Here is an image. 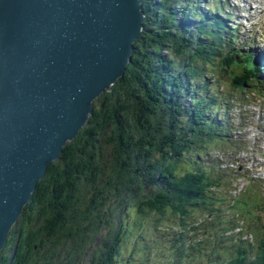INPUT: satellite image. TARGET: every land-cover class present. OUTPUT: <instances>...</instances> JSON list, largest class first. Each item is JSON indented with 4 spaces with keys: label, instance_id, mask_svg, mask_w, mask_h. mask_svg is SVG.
Masks as SVG:
<instances>
[{
    "label": "trees",
    "instance_id": "16d2710c",
    "mask_svg": "<svg viewBox=\"0 0 264 264\" xmlns=\"http://www.w3.org/2000/svg\"><path fill=\"white\" fill-rule=\"evenodd\" d=\"M141 3L145 17L131 61L38 180L0 250V264H76L79 257L87 259L83 264H138L133 255L129 263L121 258L133 214L145 219L169 206L185 216L201 200L206 177L192 155L210 153L208 140L224 135L226 116L215 113L223 100L214 78L199 79L204 70L221 69L208 33L216 25L200 13L198 0ZM161 232V226L153 236L140 232L149 245L142 249L134 237L130 252L146 254L143 264L150 257L178 264L168 259L170 251L185 247L170 228L167 241ZM214 264H264V256L248 261L238 251Z\"/></svg>",
    "mask_w": 264,
    "mask_h": 264
},
{
    "label": "water",
    "instance_id": "95a60500",
    "mask_svg": "<svg viewBox=\"0 0 264 264\" xmlns=\"http://www.w3.org/2000/svg\"><path fill=\"white\" fill-rule=\"evenodd\" d=\"M140 0H0V250L48 165L123 75Z\"/></svg>",
    "mask_w": 264,
    "mask_h": 264
},
{
    "label": "rangeland",
    "instance_id": "374dc122",
    "mask_svg": "<svg viewBox=\"0 0 264 264\" xmlns=\"http://www.w3.org/2000/svg\"><path fill=\"white\" fill-rule=\"evenodd\" d=\"M199 22H201V21H199ZM203 33H204V31H203ZM257 48L261 49V50H262V48L264 49L263 45H260ZM217 77H218V84L221 85L222 87H224L225 91H232V92L236 91L237 93L240 92V90L235 87L236 85L231 86V82L228 81L227 78H225V76L217 75ZM242 93H247V90L245 92H242ZM184 98H185V96H184ZM241 109H246L248 111L251 110L249 107L248 108H241ZM213 140L214 139L208 140L209 141L208 143H210L209 147L211 145L214 146V147L217 146V144ZM214 154H216V153H213L212 155H214ZM240 154H242V153H239V155ZM244 156L246 158H249V159L260 158L259 156L255 155L253 152L245 153ZM192 157H196L197 158V155L193 154ZM209 157L210 156H206V153H204V151H202L200 156H199L200 163L207 164L206 162H203V161L205 160V158H209ZM187 159L189 160L190 157L187 156ZM247 166H249V163L247 164ZM233 184H234V181L231 182V187L233 186ZM255 197L256 196H252L251 199L246 198V203H247L248 207L251 208V209H253V202H257ZM149 198H152V196H147L145 198V200L149 199ZM167 204L168 203L166 202L162 206L166 207ZM199 211H200V209L195 207L191 211L192 213L189 214V211H185V210H184V213L185 214H189L190 216H195L196 217L199 214ZM260 214H261L262 218L258 217L257 221L254 222V223L257 226H260V225L264 226V211L261 210ZM200 215H202V214H200ZM181 218H184V219L186 218L184 215H182V210H180V209L177 210V209H174V208H170L169 206H167V209H165V211L163 213H150V212H148V214L146 215L145 219H139V218H137L135 216V214H133V218L131 219V222L129 224V231L126 230V234H125V236H128L130 239L125 237V241L128 240V241L133 242L134 241V237H137L138 238V241H137L138 242V246H140V247H142V249L144 248V250H146L145 247H144L145 244H143L144 243V239L141 238V236H142L141 234H144V236L149 237L150 235L153 234V231L155 229H159L160 226L161 227L162 226L170 227L172 225L180 226L181 225L180 224ZM143 223H145V226H143ZM180 228H182V227H180ZM161 230H167V229L164 228V229H161ZM140 232H141V234H140ZM257 233L261 237H264V233L263 232L257 230ZM131 242H130V246H129L128 242H125V249L123 250V252H124L123 255L124 256H122L121 258H126V261L129 263L127 258L132 257V255H133L134 258L137 257L136 261L138 262V264H141V263L143 264L144 260L142 258L143 257L142 255H146V254H142V253L133 254L132 252H130L133 249V244ZM170 257L171 256L169 255L168 259ZM150 258H154V260H150ZM150 258H148L149 259V261H148L149 264H156V263L159 264L158 261H155V260H159V258H156V257H150ZM86 260L87 259L79 257L76 260V264H79V263L83 264V262H85Z\"/></svg>",
    "mask_w": 264,
    "mask_h": 264
}]
</instances>
